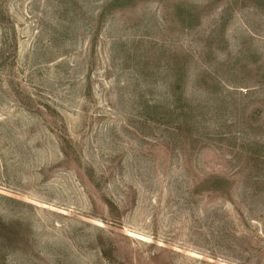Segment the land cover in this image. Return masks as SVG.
Instances as JSON below:
<instances>
[{
	"label": "rangeland",
	"instance_id": "374dc122",
	"mask_svg": "<svg viewBox=\"0 0 264 264\" xmlns=\"http://www.w3.org/2000/svg\"><path fill=\"white\" fill-rule=\"evenodd\" d=\"M0 264H264V0H0Z\"/></svg>",
	"mask_w": 264,
	"mask_h": 264
}]
</instances>
